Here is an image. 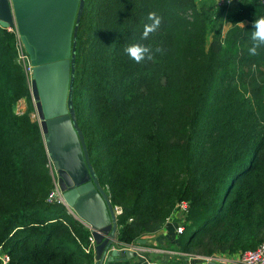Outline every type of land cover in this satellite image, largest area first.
<instances>
[{"label": "trees", "instance_id": "trees-1", "mask_svg": "<svg viewBox=\"0 0 264 264\" xmlns=\"http://www.w3.org/2000/svg\"><path fill=\"white\" fill-rule=\"evenodd\" d=\"M149 13L161 23L143 38ZM259 16L264 0H85L73 108L98 183L123 209L121 244L161 231L181 201L180 252L264 242V46L249 53ZM134 43L153 59H131ZM34 114L15 35L0 27V264H92L90 229L50 199L55 167Z\"/></svg>", "mask_w": 264, "mask_h": 264}, {"label": "water", "instance_id": "water-1", "mask_svg": "<svg viewBox=\"0 0 264 264\" xmlns=\"http://www.w3.org/2000/svg\"><path fill=\"white\" fill-rule=\"evenodd\" d=\"M85 0H0V27L17 28L30 55L32 97L46 149L67 208L91 230L96 262L125 260L136 252L109 253L118 224L98 183L73 108L78 30ZM144 245L146 240L138 241ZM216 264V263H210Z\"/></svg>", "mask_w": 264, "mask_h": 264}, {"label": "built area", "instance_id": "built-area-1", "mask_svg": "<svg viewBox=\"0 0 264 264\" xmlns=\"http://www.w3.org/2000/svg\"><path fill=\"white\" fill-rule=\"evenodd\" d=\"M241 0H216L218 6H226V7H232L236 5ZM8 32L15 35V49H16V55H17V62L18 64L23 68L24 73L26 74L30 87L32 92V78H33V65L31 62L30 55L28 54L26 47L24 43L22 42L20 33L17 28H8L6 29ZM38 115V114H37ZM39 121V120H38ZM50 199L56 200L62 204L65 205L64 199H63V193L59 187V183L55 185V189L50 195ZM66 206V205H65ZM67 207V206H66ZM190 212V204L186 201H181L177 204L176 209L174 213L170 216L169 219H167V223L172 222L174 218H176L179 225L176 228V233L178 235H181L185 231L184 223L186 222V219L188 217V214ZM114 213L116 216V219L118 221V217L123 214V209L119 206L114 207ZM165 224V225H166ZM116 251V252H126V251H132L136 252L138 255L144 256L143 253L148 252V249H146L143 245L137 243V244H121L119 240L112 245V247L109 250V253ZM86 254H94L96 253V243L94 238L91 236L90 238V245L85 248ZM190 260L187 264H210V263H216V264H264V242L255 250L245 251L241 252L235 255H229V254H215L210 257L205 256H197V255H189ZM2 259L4 261V264H8L9 262V256L3 255ZM145 264H163L162 262L156 261V260H146ZM165 264V263H164Z\"/></svg>", "mask_w": 264, "mask_h": 264}, {"label": "crops", "instance_id": "crops-1", "mask_svg": "<svg viewBox=\"0 0 264 264\" xmlns=\"http://www.w3.org/2000/svg\"><path fill=\"white\" fill-rule=\"evenodd\" d=\"M69 212L76 220L89 228L85 223L80 221L73 213H71L70 210ZM178 225L179 223L176 218H174L172 222L167 223L158 233L146 236L144 238L146 243L143 246L148 249V252L143 253L144 256L138 255L129 259H119L116 261H108L106 259L103 264H145L146 260H156L162 262L163 264H187L190 260V254L180 252L178 249L173 247L174 245L177 246V239L179 235L176 233V228ZM92 264H97L96 253H94Z\"/></svg>", "mask_w": 264, "mask_h": 264}, {"label": "clouds", "instance_id": "clouds-1", "mask_svg": "<svg viewBox=\"0 0 264 264\" xmlns=\"http://www.w3.org/2000/svg\"><path fill=\"white\" fill-rule=\"evenodd\" d=\"M148 19L152 21V23L144 26L143 38H147L149 34L154 32L161 23L160 18L155 13H149ZM251 38L254 41V44L249 49V53L250 55H257V49L264 46V16H259L253 21ZM125 52L136 63H141L145 59H153L151 48L138 43L127 46Z\"/></svg>", "mask_w": 264, "mask_h": 264}, {"label": "rangeland", "instance_id": "rangeland-1", "mask_svg": "<svg viewBox=\"0 0 264 264\" xmlns=\"http://www.w3.org/2000/svg\"><path fill=\"white\" fill-rule=\"evenodd\" d=\"M216 1V0H215ZM216 4H217V2H216ZM226 29H227V27H226ZM26 110H27V103L24 101V100H22L20 103H19V105H18V112H20V113H24V112H26ZM32 117H33V119L34 120H39V117H38V115H36V114H34V115H32ZM54 173H56L55 174V178L57 179L56 180V184H57V182H58V174H57V172H56V170H55V172ZM104 189V188H103ZM105 191V190H104ZM106 192V191H105ZM106 194L109 196V198H110V200H111V197H110V195L106 192ZM119 234V233H118Z\"/></svg>", "mask_w": 264, "mask_h": 264}]
</instances>
